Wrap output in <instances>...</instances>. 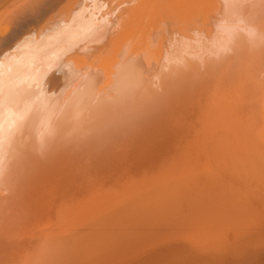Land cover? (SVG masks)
I'll return each instance as SVG.
<instances>
[{
  "label": "bare ground",
  "instance_id": "obj_1",
  "mask_svg": "<svg viewBox=\"0 0 264 264\" xmlns=\"http://www.w3.org/2000/svg\"><path fill=\"white\" fill-rule=\"evenodd\" d=\"M0 264H264V0H0Z\"/></svg>",
  "mask_w": 264,
  "mask_h": 264
}]
</instances>
